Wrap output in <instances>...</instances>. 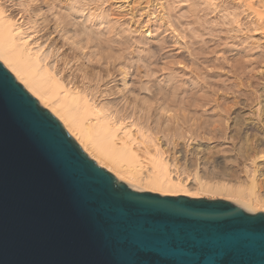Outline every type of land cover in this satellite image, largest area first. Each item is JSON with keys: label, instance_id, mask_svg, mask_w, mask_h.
Returning a JSON list of instances; mask_svg holds the SVG:
<instances>
[{"label": "water", "instance_id": "1", "mask_svg": "<svg viewBox=\"0 0 264 264\" xmlns=\"http://www.w3.org/2000/svg\"><path fill=\"white\" fill-rule=\"evenodd\" d=\"M0 264H264V212L133 190L0 62Z\"/></svg>", "mask_w": 264, "mask_h": 264}, {"label": "bare ground", "instance_id": "2", "mask_svg": "<svg viewBox=\"0 0 264 264\" xmlns=\"http://www.w3.org/2000/svg\"><path fill=\"white\" fill-rule=\"evenodd\" d=\"M4 1L0 0V61L41 105L61 119L84 151L100 166L112 171L120 181L136 191L190 198L211 196L212 199L236 204L249 213L264 210V202L256 204L245 197L202 183L201 180L195 186L191 177L173 175L168 155L169 151L175 155L182 153L183 149H178L182 147L181 144L187 143L190 146L191 143L196 145L194 153L197 155H237L239 162L246 163V166L252 167L256 173L257 166H254L260 158H264L258 150L264 141V100L260 104V115L263 114L260 128L255 126L257 122L254 124V121L250 123L239 119L240 122L233 121L230 125L227 121L224 126L214 120L199 122L192 118L190 122L184 115L175 116L177 112H173V108L179 101H176L173 95L169 96L171 92L167 94L163 87L153 90L147 87L148 83L139 79L140 81L130 88L132 66L126 67L127 64H122L123 60L118 64V57L103 54L106 49L102 48L105 39L99 41L93 36V32L90 34L85 27L82 29L78 26L76 19L74 22L75 15L81 13L79 8L72 6L68 11L70 13L65 12V8L62 11L65 12L64 15L60 11L62 15L58 13V17L54 16V19H57L53 26L55 31L50 32L53 27L49 28L50 25L47 24L49 16L41 14L42 1L46 0H8L18 15L8 8ZM204 1L210 4L213 0ZM237 1L244 9L242 12L245 11L255 19L251 22L250 30L259 33L264 39V0ZM46 4L49 5L48 2ZM51 4L53 6V3ZM40 14L43 15L44 21L39 19ZM55 34L69 45L68 49H71L73 54H68L71 51L65 50L66 43H61L62 46L57 44ZM77 51H85L86 55H90L102 68L106 65L107 77L118 83L117 89H110V86L108 88L109 84L103 83L106 77L102 74L103 71H91L86 62L82 63V54H77ZM89 62L92 63L91 60ZM58 84L61 87H57ZM262 91L264 93V86ZM116 95L120 97V102H116L119 99L113 102ZM184 112H188L187 109ZM208 123L215 126L203 127ZM204 129L207 132L201 134L200 130ZM214 142L217 145L210 146ZM221 144H230L231 147L220 150ZM118 153L127 155L131 160L146 159L151 165V174L140 178L136 172L119 162L121 160L116 157ZM255 173L254 176L257 174Z\"/></svg>", "mask_w": 264, "mask_h": 264}, {"label": "rangeland", "instance_id": "3", "mask_svg": "<svg viewBox=\"0 0 264 264\" xmlns=\"http://www.w3.org/2000/svg\"><path fill=\"white\" fill-rule=\"evenodd\" d=\"M7 1H4L6 6L18 15L11 1ZM47 2L49 5L46 4ZM42 3L41 14H45V17L49 16L47 19L49 28L54 26V21H57L54 16L58 13V15L70 13L68 11L72 6L75 9L79 8L82 14L77 13L74 22L77 20L78 26L82 29L85 27L90 34L93 32V36L99 41L105 39L102 48L106 49L103 54L118 57V64L123 60L122 64H127L126 67L132 66L130 88L140 80L148 83L147 87L153 90L163 87L167 94L171 92L169 96L173 95L174 99L179 101L176 105L177 109L173 108L175 109L173 112H177L175 116L184 115L190 122L193 119L199 122L219 121L222 126L227 121H229L228 125L233 121L240 122L239 120L250 123L254 121V124L257 122L255 126L260 128L263 115H260L262 113L260 104L264 100L262 91L264 39L259 33L250 30L251 22L255 19L245 11L242 12L244 9L237 0H213L210 4L204 0H46ZM63 9L65 12H62ZM41 14L39 19L44 21ZM50 20L53 22L51 23ZM54 28H51L50 32L55 31ZM54 37L59 46L65 45L66 42H63L60 36L55 34ZM67 45L65 50L71 51L68 54H73ZM109 45L112 48H107ZM85 51L83 53L77 51V54H82H79L83 58L82 63L86 62L91 71L96 70L95 72L100 73L103 71L102 74L106 76L103 83L109 84L108 88L110 86V89L116 90L118 83L116 84L113 78L107 77L106 65L102 68L101 64L93 61ZM144 85L146 87V84ZM57 87L61 86L58 84ZM117 96L114 97L113 102L117 99L119 100L116 102L121 101ZM186 109L188 112L183 113ZM55 117L64 126L61 119ZM214 126L210 123L203 125L206 128ZM64 128L66 129L65 126ZM205 132L206 129L200 130L201 134ZM181 145L182 147L178 149H183L182 153L175 155L169 151L168 154L173 175L191 177L195 186L201 180L202 183L218 187L224 192H231L256 204L258 202L263 204L264 158H260L254 166V168L257 166L256 174L252 167L239 162L237 155L204 153L200 156L194 153L195 144ZM215 145L216 142L210 144V146ZM229 147L230 144L219 145L220 150ZM237 147L239 148L240 144ZM263 148L264 141L258 148L261 157L264 155ZM116 157L121 160L119 162H122V165L136 172L140 178H146L151 174V165L142 157L131 160L122 153H118ZM92 160L96 162L95 159ZM101 167L116 177L112 171L104 166ZM254 173L256 176L253 175ZM196 177L200 179L197 180ZM205 198L217 200L212 199L211 196ZM260 212L264 210H259L257 213Z\"/></svg>", "mask_w": 264, "mask_h": 264}]
</instances>
